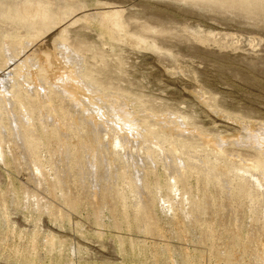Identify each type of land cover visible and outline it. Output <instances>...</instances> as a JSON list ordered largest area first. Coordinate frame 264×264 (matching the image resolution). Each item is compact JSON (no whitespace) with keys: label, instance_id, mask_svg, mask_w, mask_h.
I'll use <instances>...</instances> for the list:
<instances>
[{"label":"rangeland","instance_id":"rangeland-1","mask_svg":"<svg viewBox=\"0 0 264 264\" xmlns=\"http://www.w3.org/2000/svg\"><path fill=\"white\" fill-rule=\"evenodd\" d=\"M0 264H264V0H0Z\"/></svg>","mask_w":264,"mask_h":264},{"label":"bare ground","instance_id":"bare-ground-1","mask_svg":"<svg viewBox=\"0 0 264 264\" xmlns=\"http://www.w3.org/2000/svg\"><path fill=\"white\" fill-rule=\"evenodd\" d=\"M126 122H127V121H126ZM117 139H118V138H117ZM117 139H116V140H117ZM116 140H115V142H116ZM118 140H119V139H118ZM119 144H121V143L119 142ZM119 144H118V145H119ZM262 151H263V150H262ZM257 179H258V178H257ZM258 180H259V179H258Z\"/></svg>","mask_w":264,"mask_h":264}]
</instances>
